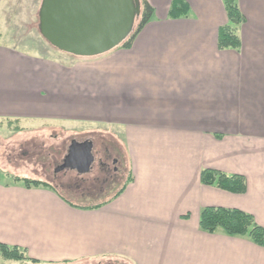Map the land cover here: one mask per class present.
<instances>
[{"label":"crops","instance_id":"crops-1","mask_svg":"<svg viewBox=\"0 0 264 264\" xmlns=\"http://www.w3.org/2000/svg\"><path fill=\"white\" fill-rule=\"evenodd\" d=\"M146 1L153 17L127 49L50 59L0 44V123L103 124L129 162L122 191L85 207L0 174V244L34 264H264V248L199 228L219 207L264 229V0H237L240 48L222 51L221 0H181L180 19L172 0ZM204 169L242 176L246 191L203 185Z\"/></svg>","mask_w":264,"mask_h":264},{"label":"rangeland","instance_id":"rangeland-1","mask_svg":"<svg viewBox=\"0 0 264 264\" xmlns=\"http://www.w3.org/2000/svg\"><path fill=\"white\" fill-rule=\"evenodd\" d=\"M41 1L0 0V44L9 45L33 56L60 59V52L49 46L39 33L38 12ZM138 22H135L133 31ZM29 125L31 123L28 122L25 125L14 123L13 126L0 123V174L6 175V179L14 175L19 178L35 177L47 180L63 199L84 207L105 203L127 182L129 162L124 144H121L119 134L111 132L103 124L63 127L45 124L28 127ZM85 140L93 143L95 162L90 172L83 176H78L74 171L55 173L69 144ZM104 147L109 149L108 157L109 154L112 155L104 161L107 172L102 171L97 163ZM112 159L117 160L115 165L112 164ZM114 167L117 173L115 180H111ZM2 176L0 178L3 179ZM7 180L12 181L9 177ZM0 264L33 263L8 261L0 256Z\"/></svg>","mask_w":264,"mask_h":264},{"label":"water","instance_id":"water-1","mask_svg":"<svg viewBox=\"0 0 264 264\" xmlns=\"http://www.w3.org/2000/svg\"><path fill=\"white\" fill-rule=\"evenodd\" d=\"M141 13L139 0H42L38 29L55 50L79 58L104 55L119 47L131 34ZM92 147L73 141L55 173L90 172Z\"/></svg>","mask_w":264,"mask_h":264},{"label":"trees","instance_id":"trees-1","mask_svg":"<svg viewBox=\"0 0 264 264\" xmlns=\"http://www.w3.org/2000/svg\"><path fill=\"white\" fill-rule=\"evenodd\" d=\"M141 13L136 21H139L137 27L128 38L120 45L127 49L135 39L136 35L151 21L154 11L146 0H139ZM227 23L220 27L217 32V47L219 50H238L240 48V40L238 31L245 23V18L242 15L237 0H221ZM189 7L181 0H172L168 17L170 19H180L187 17ZM112 175V173H110ZM6 176V175H4ZM113 177L111 180H115ZM14 184H21L23 187L51 188V185L30 178H19L8 176ZM7 177V178H8ZM110 180V181H111ZM200 181L205 186L215 187L228 193L240 195L246 191L245 179L240 175H226L222 172L204 169L200 173ZM114 182V181H113ZM111 183V182H109ZM122 191V188L115 194L117 196ZM199 228L207 234H215L221 232L228 237L243 238L250 241L252 244L264 248V229L258 226L254 218L237 209H225L219 207H206L199 214ZM25 252L17 247H9L0 244V256L8 261H30L26 258ZM31 262V261H30ZM34 264V262H31Z\"/></svg>","mask_w":264,"mask_h":264},{"label":"flooded vegetation","instance_id":"flooded-vegetation-1","mask_svg":"<svg viewBox=\"0 0 264 264\" xmlns=\"http://www.w3.org/2000/svg\"><path fill=\"white\" fill-rule=\"evenodd\" d=\"M83 142H86V143H89L90 145H91V147H92V155H93V157H94V153H93V143L92 142H90V141H88V140H85V141H83ZM72 143V142H71ZM81 143V142H80ZM71 144H69V146H70ZM68 150V149H67ZM103 152H102V154H101V156L97 159V163H98V166H99V168L103 171V170H106V163L104 162L105 160H108L112 155H110L109 154V157H108V153H109V149L108 148H106V147H104V149L102 150ZM67 153V152H66ZM65 157V156H64ZM94 162H95V158H94ZM94 162H93V164H94ZM117 163V160L116 159H112V164L113 165H115ZM93 166V165H92ZM106 172H107V170H106ZM113 173L115 174V173H117V169L114 167L113 168ZM108 175V174H107ZM110 178V177H109ZM106 181V180H105ZM98 264H115V263H111V262H102V263H98Z\"/></svg>","mask_w":264,"mask_h":264}]
</instances>
